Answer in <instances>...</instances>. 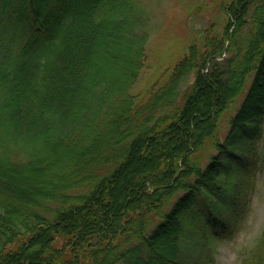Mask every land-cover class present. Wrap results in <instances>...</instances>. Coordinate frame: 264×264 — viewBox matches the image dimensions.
<instances>
[{"label": "trees", "instance_id": "16d2710c", "mask_svg": "<svg viewBox=\"0 0 264 264\" xmlns=\"http://www.w3.org/2000/svg\"><path fill=\"white\" fill-rule=\"evenodd\" d=\"M219 6L223 33L139 98L137 0H0V264H214L264 125V0Z\"/></svg>", "mask_w": 264, "mask_h": 264}, {"label": "rangeland", "instance_id": "374dc122", "mask_svg": "<svg viewBox=\"0 0 264 264\" xmlns=\"http://www.w3.org/2000/svg\"><path fill=\"white\" fill-rule=\"evenodd\" d=\"M230 0H137L144 10L148 22V40L143 68L130 93L144 98L152 87H158L167 80L173 66L179 61L191 43H199L211 33H223L225 16L220 10ZM213 24V25H212ZM225 45V44H224ZM229 55L224 54L223 58ZM241 103L238 100L235 107ZM225 116L219 125V136L222 140L227 128ZM261 164L250 180L245 214L241 217L234 233L230 237L213 242L211 249L227 248L233 245H244L241 264L253 260L255 245L264 233V125L263 135L257 141ZM32 180V185H38ZM30 184V185H31ZM203 247H200V250ZM185 255L198 257L199 249L193 247L185 250Z\"/></svg>", "mask_w": 264, "mask_h": 264}, {"label": "clouds", "instance_id": "9594fccd", "mask_svg": "<svg viewBox=\"0 0 264 264\" xmlns=\"http://www.w3.org/2000/svg\"><path fill=\"white\" fill-rule=\"evenodd\" d=\"M244 245L237 244L227 248H213L214 264H241Z\"/></svg>", "mask_w": 264, "mask_h": 264}]
</instances>
